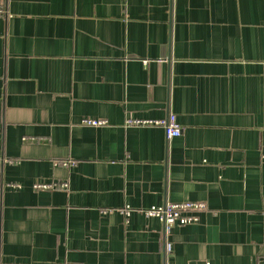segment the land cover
Instances as JSON below:
<instances>
[{
  "label": "crops",
  "instance_id": "crops-1",
  "mask_svg": "<svg viewBox=\"0 0 264 264\" xmlns=\"http://www.w3.org/2000/svg\"><path fill=\"white\" fill-rule=\"evenodd\" d=\"M0 7V264H264V0ZM182 202L166 256L141 211Z\"/></svg>",
  "mask_w": 264,
  "mask_h": 264
},
{
  "label": "built area",
  "instance_id": "built-area-1",
  "mask_svg": "<svg viewBox=\"0 0 264 264\" xmlns=\"http://www.w3.org/2000/svg\"><path fill=\"white\" fill-rule=\"evenodd\" d=\"M5 15V11L0 7V16ZM7 15V14H6ZM81 125L90 128L107 127L108 121L85 118ZM125 128H162L168 141L181 136L182 127L179 124L176 115H169L164 119H135L128 117L124 123ZM264 159V157H263ZM11 186V185H10ZM67 183L38 184L37 189H67ZM208 210L204 202H182L166 203L163 206H153L141 212L147 218H153L160 221L163 225L164 237L166 239L165 254H173V243L169 240L172 230L176 226L194 225L199 222V214ZM123 216L129 221L132 209L126 207L120 210ZM113 212L111 209H102L101 214L107 215Z\"/></svg>",
  "mask_w": 264,
  "mask_h": 264
}]
</instances>
